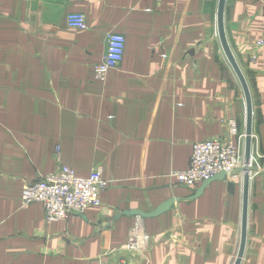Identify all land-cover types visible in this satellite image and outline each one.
I'll use <instances>...</instances> for the list:
<instances>
[{
    "label": "crops",
    "instance_id": "crops-1",
    "mask_svg": "<svg viewBox=\"0 0 264 264\" xmlns=\"http://www.w3.org/2000/svg\"><path fill=\"white\" fill-rule=\"evenodd\" d=\"M218 2L0 0V264H114L136 212L153 243L132 264H233L243 178L197 192L171 175L188 167L193 143L225 135L228 119L244 133ZM70 12L87 27H68ZM223 20L252 102L250 156L264 169V0H226ZM108 32L124 35L125 51L99 79L92 66ZM60 165L79 176L101 166V205L58 221L40 202L21 205L22 186ZM239 264H264L263 172L249 179Z\"/></svg>",
    "mask_w": 264,
    "mask_h": 264
},
{
    "label": "built area",
    "instance_id": "built-area-1",
    "mask_svg": "<svg viewBox=\"0 0 264 264\" xmlns=\"http://www.w3.org/2000/svg\"><path fill=\"white\" fill-rule=\"evenodd\" d=\"M66 25L74 29L87 27L85 15L70 12L66 15ZM125 37L117 32L106 35V49L99 63L92 66L95 77L104 79L106 73L119 65L125 51ZM256 47H264V39L256 42ZM256 53L249 55V61L256 63ZM227 133L197 141L192 145L189 165L183 170H174L171 175L178 183L191 188L200 187L203 182L224 173L226 178L242 177L247 173L250 179L255 173L264 169L255 167L253 157L248 162L244 159V133H239L235 119L227 120ZM253 139V136L251 137ZM59 152H57L58 155ZM245 168L247 170H236ZM101 166L94 167L87 176L77 175L73 169L60 165L42 178L22 186L21 205L40 202L45 211V219L58 221L67 219L72 214H82L88 207L101 205L100 194L106 188ZM144 218L134 215L133 224L128 230L123 253L114 264H132L145 258L153 240L146 232Z\"/></svg>",
    "mask_w": 264,
    "mask_h": 264
},
{
    "label": "water",
    "instance_id": "water-1",
    "mask_svg": "<svg viewBox=\"0 0 264 264\" xmlns=\"http://www.w3.org/2000/svg\"><path fill=\"white\" fill-rule=\"evenodd\" d=\"M226 0H219L218 2V9H217V32L219 41L224 52V55L229 62L230 66L232 67L234 73L236 74L240 85L242 87L245 103H246V121H245V129H244V159L247 163L250 158V150H251V136H252V102L250 97V92L248 88V84L246 79L242 73L240 66L238 65L235 56L230 49L228 41L226 39L225 29H224V20H223V13H224V5ZM241 170L247 169H238L236 172ZM224 173H220L208 181L203 182V184L197 189V192L200 191L208 182L215 178H224ZM248 183L249 178L247 173L243 175V206H242V223H241V237H240V245L238 249L237 256L233 262V264H239L241 261V257L243 255L244 247H245V239H246V214H247V199H248ZM170 202L162 204L156 211L159 213L165 210L169 206ZM140 214L143 218L144 215L140 212L134 213V215Z\"/></svg>",
    "mask_w": 264,
    "mask_h": 264
}]
</instances>
